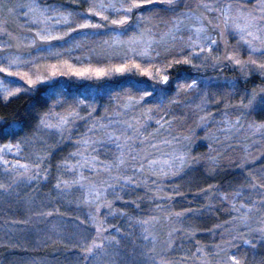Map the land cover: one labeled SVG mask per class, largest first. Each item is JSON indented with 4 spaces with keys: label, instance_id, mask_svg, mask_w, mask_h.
I'll return each mask as SVG.
<instances>
[{
    "label": "snow or ice",
    "instance_id": "obj_1",
    "mask_svg": "<svg viewBox=\"0 0 264 264\" xmlns=\"http://www.w3.org/2000/svg\"><path fill=\"white\" fill-rule=\"evenodd\" d=\"M82 2L88 5L84 11H69L65 5L42 7L39 0H23L19 3L0 0V12L18 18L22 16L26 18L24 27L29 32H32L33 27L36 29L33 36L20 39L8 33L4 22H0V34L8 37L7 40L0 41V53L7 52L6 55L0 56V74H3L0 75V101L7 103L22 94L39 91L41 85H49L46 93L49 103L46 110L36 113L35 125H30L28 131L23 124L0 117V136L9 141L0 144V166H3L6 177L5 180H0V194L11 195L20 184L38 185L41 181L49 180L51 175V169L45 165V154H34V159L24 163L19 158L15 161L6 159L7 154L20 157L30 146L45 143L42 140L44 134L57 135L61 141L74 140L75 151L70 152L56 166L57 175L53 189L58 195L75 189L82 194L80 203L94 209L86 214V222L77 218V227H82L83 231L74 234L75 247L79 249L82 264H170L163 257L158 260L154 255L156 240L155 237L150 239V228L158 222L157 215L152 214L147 218L133 216L114 206L115 201H122L139 210L138 200L147 198L154 202L155 209L152 211L165 213V219L176 225L168 232L169 249L172 247L173 234L183 230L182 226H179L181 218L194 211L189 208L174 212L164 207V203L173 200V196L166 193L165 181L183 172L192 157L185 150L163 151L166 147H173L174 142L179 143L180 138H158L160 130L171 124V119L165 116L155 120L158 126L155 132L148 130V122L153 119L154 110L145 107L146 98L155 93L160 98V105H163L168 90L166 87L157 88L155 85H169L168 73L175 65H188L199 69L204 64L218 67L224 62H229L238 66L241 71H258L264 75V0H196L194 4L188 0ZM249 3L253 5L251 8L246 7ZM181 7L187 11L181 12ZM168 14H172L168 21L170 27L156 40L152 28L145 25L151 23L153 18L160 19L162 15ZM94 18H99L105 23H93ZM106 25L111 28V36L103 41V47L109 51V55H119L121 62L112 63L106 56L105 63L93 65L90 62L91 57H88L87 65L77 66L70 59H62L64 55L70 56L79 47V41L75 40L68 46L67 37L81 30H99ZM129 31L134 34L126 40L122 39ZM185 32L186 38L183 34ZM91 34L98 33L94 31ZM87 35L89 33L85 32V36ZM229 35L236 38V44L231 47L227 40ZM58 41H65V45L61 46L63 50L54 43ZM177 41L180 45L178 48ZM221 45L224 51L218 54ZM13 48L15 52H8V49ZM117 48L123 51L114 52ZM22 49L46 52L57 59L55 63L40 64L42 57H33L31 52L25 54ZM242 51L248 57L246 60L241 56ZM195 61H199V64ZM133 72L154 81L151 90L139 89L142 95L138 98L131 95L117 97L113 115H105L101 119L94 117L96 107L94 103L89 102L92 99L90 93L68 97L63 90L50 83L57 77L103 80ZM200 84L206 86V82L198 83L196 79L182 85L177 84V94L179 91H194ZM171 103L178 101L174 99ZM206 103L204 97L197 107L204 111ZM257 106L264 110V88L259 92L246 91L239 108L251 114ZM136 108L141 110L140 117L126 119L128 113ZM84 110L88 111L87 116L81 115ZM206 119L205 116L200 117L202 123H206ZM78 121L83 122V132L79 131ZM225 123V131H231L240 125L241 120L238 117L234 122ZM249 129L253 135L260 133L264 136V123H250ZM190 140L191 137L183 138L185 142ZM105 149L108 150V155L101 160L99 154ZM209 151H214L211 144ZM245 153V156L235 162L236 167L243 173L240 181L226 191L211 184L202 189L208 201L205 205L207 210H221L217 203H214L215 199L220 205H226L223 210L230 217L209 230H222L220 242L212 248L214 256L219 258L217 264H247V257L241 256L239 251L241 243L251 249H255L258 244H264V164L256 167V158L251 157L250 150L246 148ZM209 160L211 166L216 167V158L209 157ZM137 189H144L145 196L136 200H124L125 194H134ZM126 190H130V193ZM168 191L176 196L183 195L178 185ZM109 196H112V199H109ZM101 209L107 210L103 218ZM28 211L31 212L32 208L29 207ZM54 212L59 213V210L45 211L41 208L35 214L50 217ZM117 215L126 217L131 225L138 226L142 230L141 241H147L152 247L141 243L131 252L123 251L122 239H126L130 233L121 236L122 230L119 227L107 223L109 216ZM11 223L27 221L14 220ZM186 234L194 237L196 230L193 228ZM252 234H256L258 239ZM196 244L193 257L198 259L200 264H210L205 246L200 245L199 241H196Z\"/></svg>",
    "mask_w": 264,
    "mask_h": 264
},
{
    "label": "trees",
    "instance_id": "obj_2",
    "mask_svg": "<svg viewBox=\"0 0 264 264\" xmlns=\"http://www.w3.org/2000/svg\"><path fill=\"white\" fill-rule=\"evenodd\" d=\"M57 3L62 4L60 0H55ZM85 3L82 4H73L68 10L74 11H84ZM187 9L180 8V11L183 12ZM172 18V14L162 15V18H153L150 26L158 28L157 26L162 25L163 23H168V19ZM134 18V17H133ZM135 19H133V24ZM156 25V26H155ZM108 27H104L103 30H86L89 35L82 37L80 40L81 43H87V45H93L97 43L98 38L105 39L107 36L105 32H108ZM97 32V35H92V32ZM106 35H101V34ZM84 36V35H83ZM162 59V58H161ZM231 65L223 67L220 71V74L223 73L226 76H233L236 78L240 84V87L245 89H260L264 88V77L260 74H253L249 78L242 80V78L231 70ZM170 83L166 86L168 90V96L164 98L163 105H160V98L158 95L157 98H152L149 104L146 106L152 107L160 116L166 114V118L171 119L174 115L178 104L171 103L172 100L176 99L179 95L177 92V84H184L190 82L196 77L197 72L188 65H175L169 70ZM146 79L145 76L140 74H132L125 77H116L112 80L105 82L95 83L94 81H88L85 88L81 89L74 87L73 85H60L56 83L52 84L56 88L61 89L65 92L68 97H73L83 94H91L92 99L90 103H94L96 107V112L94 117L105 116L110 114L116 106L117 97L124 98L127 95H132L139 97L142 95V92L139 91L141 88H146L151 90L149 83L147 85L139 87L136 83ZM105 87L107 93L104 95H93L91 91L94 88L93 85ZM132 85H136L132 87ZM216 90H219V85H217ZM48 86H40L39 91L33 94H22L19 97H15L9 102L5 103L0 101V117H4L9 121H16L25 126L29 123H32L31 126L35 125V115L38 111L46 110V106L49 103L46 97ZM41 102L45 103V107H41ZM35 106V107H34ZM45 108V109H44ZM107 109V112H105ZM58 111L60 109H57ZM86 113H88L87 110ZM28 131V130H26ZM10 139V138H9ZM8 140L4 139L3 136H0V143H7ZM72 142H68L67 145L58 146V149L53 151L52 155L49 157V161L46 166L51 169V175L49 180L45 183H36L25 185L20 184L15 192L11 195H2L0 194V264H82L80 259L79 249L75 247L76 236L74 234L83 231V228L77 227V218L79 220H84L86 222V214L89 211H94L88 206L80 203L82 196L78 199L75 195L62 194L58 195L57 192L53 189V184L55 183V176L57 175V165L66 158L70 152H72ZM202 153V152H201ZM193 167L196 168V172L199 174H204L205 180L202 184L198 186L197 189H179L183 195L176 197L171 201L172 203L164 204L165 208H170L174 212H181L185 209H193V212L187 213L184 219L187 227H183L181 232H177L174 238L175 246L173 251L166 252V237H164L162 232V225H152L150 228V233L152 237H155V253L154 255L159 260L163 257L166 261H169L170 264H190L197 247L196 241H199V244L208 248L209 243V234L210 229H214L215 225L223 223L226 219L229 218V215L223 209L226 205H220L217 201L214 200V203H217V206L221 209L220 211H211L209 212L205 205L208 203L206 198L197 199L194 198V192H202V189L208 187V185H219L218 177L222 173L230 172V169H227L226 164H224V156L222 154H217L216 156L207 155L202 153L201 155H195ZM209 157H215L217 161L218 169L213 173H209V167L201 166L199 162L210 163ZM209 173V176L206 174ZM2 174L0 173V180H2ZM65 178H68L65 176ZM238 181L231 182L232 184L227 185L226 187L221 188V190H229L230 186H233ZM170 189V188H168ZM130 193V190H126ZM18 193V195L16 194ZM145 190L137 189L134 194H125L124 200H136L138 197H144ZM109 199H112V196H109ZM31 202V203H29ZM140 209L137 210L134 207L126 205L122 201H115V207L123 211L128 212L133 216H143L147 218L149 215H157L158 221H163V216L165 213H155L152 210L155 209V203L149 201L147 198L140 201ZM29 207L32 208V211L29 212ZM43 208L45 211H54L58 209L59 213L54 212L50 217H41L37 216L36 211ZM107 213L106 209H101V218H103ZM27 221V223H11L12 221ZM161 221V222H162ZM108 224H114L119 227L121 231V236L125 233H130L126 239H122L121 248L125 252H131L136 245L141 243L152 247L151 244H148L147 241H141L140 234L141 229L138 226H133L129 223L126 217H121L119 215L107 218ZM196 230L194 237H190L186 233L191 229ZM90 232L92 229L89 227ZM120 238V237H118ZM151 238V237H150ZM213 243V242H212ZM207 250V249H206ZM163 255H166L164 257ZM247 257V264H261V260L257 262H248V258L251 257V254H245ZM263 255L260 256V258ZM170 258L168 260V258ZM187 257V259H185Z\"/></svg>",
    "mask_w": 264,
    "mask_h": 264
},
{
    "label": "rangeland",
    "instance_id": "obj_3",
    "mask_svg": "<svg viewBox=\"0 0 264 264\" xmlns=\"http://www.w3.org/2000/svg\"><path fill=\"white\" fill-rule=\"evenodd\" d=\"M23 2V0H12V3H19ZM41 3V6H47V5H65L67 8H71L73 4H82V0H60L62 4L57 3L55 0H39ZM189 3L194 4L196 0H188ZM87 4H85V9L87 8ZM253 5L251 3L247 4L246 7L251 8ZM183 8V7H182ZM185 9V8H183ZM68 10V9H67ZM71 11V10H69ZM187 11V10H185ZM202 11V10H197ZM135 19V17L133 18ZM171 17L168 19L170 21ZM0 22H4V27L8 33H11L13 36L18 37L20 39H24L25 37H31L34 35L35 27H33L32 32H29L24 25L26 24V18L21 17H15V16H8L6 12H0ZM93 23H105L99 20V18H94ZM133 23V21H132ZM187 23V22H186ZM146 27H151L153 33L155 34V39L159 40L161 38V35L168 31L170 24L163 23L162 25L157 26L158 28L152 27L149 24L145 25ZM156 26V25H155ZM108 27V32H105L106 34L111 36V28ZM183 27V26H182ZM99 29V30H103ZM104 31V30H103ZM85 32H88L86 30H81L80 32L73 33L71 37H67L66 40L68 41V46H71L72 42L79 41V47L76 48L71 55H64L62 59H70L73 64H76L79 66L80 64L87 65L89 63L88 57H91V63L93 65L97 64H103L105 63V57H109L112 63H119L120 56L119 55H109V51H107L103 47V41L106 39H110V36H107L105 39L98 38L97 43L93 45H87V43H81L82 37H85ZM101 34V35H106ZM134 33L132 31H129L127 35L123 36L122 39H127L128 36L133 35ZM185 35V38L187 37V33H183ZM212 35H216V33H210ZM84 35V36H83ZM7 36H3L0 34V41L7 40ZM228 44L229 46H233L236 44V38L229 35L227 36ZM58 48L63 50L61 46L65 45V41H58L54 42ZM179 41H177V48L179 47ZM39 47V45L37 46ZM94 50V51H93ZM16 50L8 49V52H15ZM123 49L117 48L114 50V52H122ZM224 51L223 45L220 47V52L218 54H222ZM22 52L27 54L28 52L32 53V56H40L42 59H40V64H47V63H55L56 57L49 56L46 52H37L35 49H22ZM5 53H0V56L6 55ZM241 56L243 59H247V55L242 51ZM79 59H76V58ZM195 63L199 64V61H195ZM231 65V70L235 71L236 74H238L242 80L249 78L253 74H260L258 71H241L238 66H234L229 62H224L218 67H213L211 64H204L199 69L192 68L197 72L198 75L194 79H196L199 82L203 81L206 82V86L204 84H200V86L194 90V91H179V96L175 99L178 101V107L174 113V115L171 118V124L166 125L165 129H161L160 133L158 134V138L162 139L165 136L171 139L172 137H179L180 142L176 143L174 142L173 147H166L163 149V151L171 152L173 150H185L187 151L192 159L189 161L188 166L184 169L183 172H181L176 177H171L167 181H165V190L166 193L170 196L175 195V193L168 191V188H173L175 186H179V189H197L200 184L203 183V181L206 179L204 174H199L196 172V168L193 167L194 165V157L195 155H201L202 153L207 155H214L222 154L224 157V164H226V168L230 169V172L222 173L219 175V185L220 187H226L229 184H232L233 181H240L243 177V173L240 169L236 167L235 162L239 161L240 158L246 155L245 149H249L251 153L252 158H256L255 160V166L260 167L261 164H264V136H262L260 133H257L253 135L251 130L249 129L250 123H264V110H261L259 106L251 112V114H248L246 111H242L239 108L241 99L244 98V93L246 91L250 92L252 89H245L243 87H240V84L236 78L233 76H226L225 74L221 73L220 71L223 67ZM132 74H139L136 72L133 73H127L124 75H116L111 78H106L103 80H82L78 79L76 77H57L53 81H51V84H54L57 82V84L60 85H73L74 87L78 88H85L87 82L94 81L95 83L98 82H105L108 80H112L116 77H125ZM3 75V74H0ZM264 77V75L260 74ZM9 79H17L18 78H9ZM19 82V81H18ZM21 85L23 82H19ZM153 87L154 81L150 80L148 77L142 81H138L136 83L139 85V87L147 85ZM93 85V84H92ZM219 85V90H216V87ZM44 86V85H41ZM45 86H48L45 84ZM94 88L91 89L93 92V95H104L107 93L105 87L96 86V84L93 85ZM155 87H166L163 85H155ZM261 89V88H260ZM260 89H256L255 91L259 92ZM178 93V90L177 92ZM155 94V93H154ZM147 97V104L152 100V98H157V96ZM157 95V94H156ZM132 96V95H131ZM135 97V96H134ZM206 97L207 103L204 105V111H201L200 108L197 107V105H200L202 103V98ZM138 98V97H137ZM246 102V100H245ZM41 107H45V103L41 102ZM145 107H149L146 106ZM152 108V107H149ZM45 109V108H44ZM153 111V119L149 121V128L148 130L150 132H155L157 129V125L155 123L156 119H160L161 116H165L166 114H162L158 116L156 110L152 108ZM140 109L136 108L132 112L128 113V115L125 117L126 119H131L133 116L140 117ZM107 116H112L113 111L109 112ZM88 113L86 111H82L81 115L87 116ZM205 116L206 123H202L200 121V117ZM104 116L98 117V119H101ZM240 118L241 123L237 128H233L231 131H225V128L227 127L225 121H231L234 122L237 118ZM106 122V121H105ZM32 123H29L26 125V130H29V126ZM79 126V131L83 132V122L78 121L77 122ZM184 137H191V140L189 142L183 141ZM42 140L45 141V143H36L33 146H30L29 148L25 149V152L20 155V157H16L14 154H7L6 159L15 161L17 158L20 159L22 163L24 162H30L32 159L35 158L34 154H45L47 156V160L45 161V165L49 161V157L52 155L53 151L58 149V146L61 145H67L68 141H61L59 136L52 135V134H44L42 136ZM3 144V143H0ZM211 144L212 149L214 151H209V145ZM72 151H75V148L72 144ZM202 152V153H201ZM106 155H108V150L105 149L100 152L99 156L101 160H104L106 158ZM219 162V161H217ZM193 164V165H192ZM199 164H202L201 166L209 167V173H213L218 169V166L212 167L210 163L207 162H199ZM0 173L3 177L2 180H5V174L3 173V166H0ZM209 173L206 175L209 176ZM40 183H45V181H41ZM144 190V189H142ZM67 195H75L78 199L82 196V194L79 191H76L75 189L69 190L65 192ZM194 198L201 199L205 198L203 192H194L193 194ZM176 197L180 196H174V199ZM215 200V199H214ZM164 203V202H161ZM172 202H170L171 204ZM168 204V203H164ZM166 215V214H165ZM165 215L163 216V221L160 220V222H156L153 225H162V232L164 237H166V240H169L168 232L171 230L173 224H170L166 219ZM187 215V213L185 214ZM187 217V216H186ZM186 217H182L180 220V225L183 227H187L185 224L184 219ZM174 219V218H173ZM230 219V217L228 218ZM226 219V221L228 220ZM162 221V222H161ZM222 224V223H220ZM255 227V225H253ZM221 229H215L214 231H208L207 234H209V243L210 246L208 248H205V251L208 253L207 260L210 262V264H217L218 257H215L212 248L215 244L220 242V235H221ZM197 233V232H196ZM176 233L173 234L172 239L176 237ZM252 236L256 239H258V236L256 234H252ZM152 237V234L151 236ZM151 239V238H150ZM172 240V241H173ZM213 242V243H212ZM175 245V242L173 241L172 247L168 248V243H166V252L173 251ZM207 249V250H206ZM234 251H236L234 249ZM240 254L241 256H245V254H251V257L248 258V262H257L261 260V264H264V244H258L255 249L249 248L247 245H243L241 243L240 246ZM263 255L261 258L260 256ZM166 257V255H163ZM221 256H223V253H221ZM168 258V257H167ZM170 258H168L169 260ZM190 264H200V261L196 258L191 260Z\"/></svg>",
    "mask_w": 264,
    "mask_h": 264
}]
</instances>
